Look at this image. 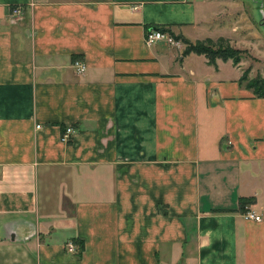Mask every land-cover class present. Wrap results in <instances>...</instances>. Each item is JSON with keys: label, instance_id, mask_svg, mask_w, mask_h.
Instances as JSON below:
<instances>
[{"label": "crops", "instance_id": "obj_1", "mask_svg": "<svg viewBox=\"0 0 264 264\" xmlns=\"http://www.w3.org/2000/svg\"><path fill=\"white\" fill-rule=\"evenodd\" d=\"M215 6L0 0V264H264V97L144 39Z\"/></svg>", "mask_w": 264, "mask_h": 264}, {"label": "rangeland", "instance_id": "obj_2", "mask_svg": "<svg viewBox=\"0 0 264 264\" xmlns=\"http://www.w3.org/2000/svg\"><path fill=\"white\" fill-rule=\"evenodd\" d=\"M214 1V14L204 23L200 40L211 38L214 48L235 50L240 57L237 65L250 80L264 77L263 3L259 0Z\"/></svg>", "mask_w": 264, "mask_h": 264}, {"label": "trees", "instance_id": "obj_3", "mask_svg": "<svg viewBox=\"0 0 264 264\" xmlns=\"http://www.w3.org/2000/svg\"><path fill=\"white\" fill-rule=\"evenodd\" d=\"M160 30L168 31L172 34L169 29H163L162 27ZM180 37L185 43L187 48L184 49V53L194 52L197 54H203L206 58L208 63L212 65H216V58H220L222 60H232L235 65L239 63L240 57L235 53V50L231 48H214V44L212 43L211 38H205L204 40H196L194 44H192L189 40L183 38L182 36L177 35ZM222 46V44H220ZM241 83L246 85V88L251 89L255 96L257 97H264V77H259L253 80H250L247 74H243L242 77L239 79ZM242 207L244 208L245 205L249 202L248 199L242 198ZM76 245V255H80L83 250V242L81 240H74Z\"/></svg>", "mask_w": 264, "mask_h": 264}, {"label": "built area", "instance_id": "obj_4", "mask_svg": "<svg viewBox=\"0 0 264 264\" xmlns=\"http://www.w3.org/2000/svg\"><path fill=\"white\" fill-rule=\"evenodd\" d=\"M18 11H19V8L13 9V12H18ZM144 39H145L146 44L148 45H152L156 42L161 41L177 49H183V51L186 48V43L176 34H172L168 31H163L160 29L147 30L145 32ZM73 66L75 67L78 73H82L86 69L85 63L81 61L80 59H75L73 61ZM36 127H39V125H37ZM73 132H74V129L71 126L65 127L62 130L60 139L64 142H67L68 140H70V136L73 134ZM244 217L246 219H255V220L261 219V216L256 214V212L251 209H248L245 211ZM66 249L67 251L74 253L76 252V245L74 244V242H67Z\"/></svg>", "mask_w": 264, "mask_h": 264}, {"label": "water", "instance_id": "obj_5", "mask_svg": "<svg viewBox=\"0 0 264 264\" xmlns=\"http://www.w3.org/2000/svg\"><path fill=\"white\" fill-rule=\"evenodd\" d=\"M261 3H263V10H264V0H259Z\"/></svg>", "mask_w": 264, "mask_h": 264}]
</instances>
